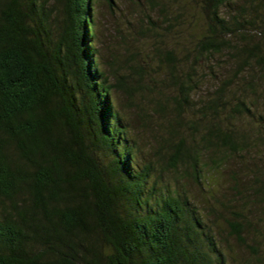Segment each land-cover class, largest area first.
I'll return each instance as SVG.
<instances>
[{"label": "trees", "instance_id": "1", "mask_svg": "<svg viewBox=\"0 0 264 264\" xmlns=\"http://www.w3.org/2000/svg\"><path fill=\"white\" fill-rule=\"evenodd\" d=\"M147 2L170 43L110 81L94 0H0V264H264V0ZM118 92L174 114L153 157Z\"/></svg>", "mask_w": 264, "mask_h": 264}, {"label": "rangeland", "instance_id": "2", "mask_svg": "<svg viewBox=\"0 0 264 264\" xmlns=\"http://www.w3.org/2000/svg\"><path fill=\"white\" fill-rule=\"evenodd\" d=\"M94 8L95 43L101 54L100 61L102 68L106 71L110 81H114V77L111 73V66L107 62L114 59L112 57H114L115 53H117L119 58H122L121 62L123 64L127 52H138L139 62L144 61L151 68V62H155L151 61L155 56V35H165L167 38L165 42L170 43L171 33L165 28L166 21L163 19V14L160 11L161 7L157 5L150 6L147 0H113L111 5L106 0H94ZM166 10L171 14L170 10ZM118 93L115 95L118 109L126 120L130 132L135 137V143L137 146H140V152L146 154V156L151 154L150 157H153L154 150L152 146L154 145V137H156L153 135L155 132L160 131V123L166 122L167 119L164 116H174V114L169 113L164 115L160 111L155 110L151 107L149 98L145 97V102L141 103L145 106L143 108H145L149 116L148 119L146 116H143L141 110L135 104L129 105L126 102L125 107H123L122 104H124L125 97L122 96L121 92ZM121 100H123V103ZM168 102H171V97H169ZM230 165L237 166L234 164ZM213 180L215 181V179ZM223 184L227 186L225 182ZM184 186L188 188L190 196L199 204L200 208H203L205 203L200 195L201 190L198 186L188 181L185 182ZM216 188L219 192L220 187L216 185ZM220 210L223 209L220 208ZM252 210V214L256 216V218L253 217L255 221L260 225L264 224V220H262L264 218L260 217L261 209H255L253 206ZM250 235L252 236V234H249L251 239ZM228 241L230 248H227V246L223 247L228 251V261L230 264L233 263L232 256L236 259H244L250 257L252 254L249 253L247 248L244 250L235 243L236 241L232 237H228ZM253 247L257 249L258 245L256 242L253 243ZM259 247L264 249L263 244Z\"/></svg>", "mask_w": 264, "mask_h": 264}]
</instances>
